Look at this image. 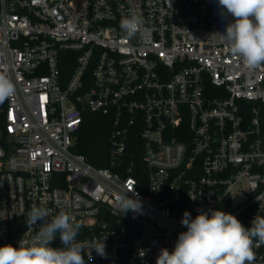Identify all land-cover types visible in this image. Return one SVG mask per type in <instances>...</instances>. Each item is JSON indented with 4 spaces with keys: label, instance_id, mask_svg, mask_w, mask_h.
Masks as SVG:
<instances>
[{
    "label": "built area",
    "instance_id": "obj_1",
    "mask_svg": "<svg viewBox=\"0 0 264 264\" xmlns=\"http://www.w3.org/2000/svg\"><path fill=\"white\" fill-rule=\"evenodd\" d=\"M132 14L144 23L129 39ZM234 20L219 0H0V72L16 88L0 105V246L32 244L33 206L73 217L85 264H156L185 211L264 216V65L231 54ZM85 112L107 118V167L73 150ZM127 191L138 212L117 207Z\"/></svg>",
    "mask_w": 264,
    "mask_h": 264
},
{
    "label": "clouds",
    "instance_id": "obj_2",
    "mask_svg": "<svg viewBox=\"0 0 264 264\" xmlns=\"http://www.w3.org/2000/svg\"><path fill=\"white\" fill-rule=\"evenodd\" d=\"M219 4L235 18L221 34L231 54L241 58L249 69L264 65V0H219ZM143 23L142 17L132 14L121 19L120 28L132 39ZM15 91L10 76L0 72V105L12 98ZM131 191L138 196L134 188ZM128 192L117 197V207L124 213L138 212L140 201L129 197ZM50 215L49 209L33 206L26 221L28 227L41 223L36 239L28 246L22 241L19 247L0 246V264H85L82 250L87 248L76 240L80 225L64 211L51 219ZM181 224L187 230L178 235L171 252L167 248L160 250L156 264H253L254 241L256 246L264 244V216L256 215L251 227H245L233 214L222 210H212L211 215L200 212L194 219L185 211ZM57 232L62 248L49 246ZM92 249L102 257L105 255L104 243ZM88 259H92L91 252Z\"/></svg>",
    "mask_w": 264,
    "mask_h": 264
},
{
    "label": "trees",
    "instance_id": "obj_3",
    "mask_svg": "<svg viewBox=\"0 0 264 264\" xmlns=\"http://www.w3.org/2000/svg\"><path fill=\"white\" fill-rule=\"evenodd\" d=\"M68 56V53L62 54ZM63 61V60H62ZM74 60H64L61 65L64 74L69 73L74 67ZM83 122L75 134L73 150L85 156L88 163L93 166L104 168L108 166V121L106 117L85 112ZM127 152L140 154L138 141L132 137L127 145Z\"/></svg>",
    "mask_w": 264,
    "mask_h": 264
}]
</instances>
